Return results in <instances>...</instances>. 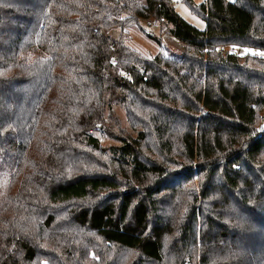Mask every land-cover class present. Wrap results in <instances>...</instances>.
<instances>
[{"label":"trees","instance_id":"1","mask_svg":"<svg viewBox=\"0 0 264 264\" xmlns=\"http://www.w3.org/2000/svg\"><path fill=\"white\" fill-rule=\"evenodd\" d=\"M183 1L0 0V264H264V0Z\"/></svg>","mask_w":264,"mask_h":264},{"label":"rangeland","instance_id":"2","mask_svg":"<svg viewBox=\"0 0 264 264\" xmlns=\"http://www.w3.org/2000/svg\"><path fill=\"white\" fill-rule=\"evenodd\" d=\"M197 5L203 4L206 0H193ZM233 2L234 0H229ZM173 5L176 12L180 15L188 24L190 23L198 30L204 31L206 28L205 20L197 15L190 6L183 0H173ZM137 22L136 25L131 26L126 31L128 39L127 45L131 46L134 50L138 51L143 56H157L163 54L167 58H180L186 50V47L178 41L176 38L171 36L170 26L163 23L162 21H143L141 24ZM225 52L232 54H238L245 56L248 54L257 53L259 56L264 57V53L257 51L252 48H244L240 46H229L226 47ZM112 104H106V110L103 114L104 120L106 121V129L109 133L103 131H97L94 133L101 141L102 147L106 149L111 147H118L119 141L115 139V135L123 133L124 136L136 137L137 132L134 131L126 117L125 108L120 103L113 101ZM261 122V121H260ZM258 123L263 126V123ZM111 134V136H110ZM136 258H132V261Z\"/></svg>","mask_w":264,"mask_h":264},{"label":"built area","instance_id":"3","mask_svg":"<svg viewBox=\"0 0 264 264\" xmlns=\"http://www.w3.org/2000/svg\"><path fill=\"white\" fill-rule=\"evenodd\" d=\"M264 117V116H263Z\"/></svg>","mask_w":264,"mask_h":264}]
</instances>
